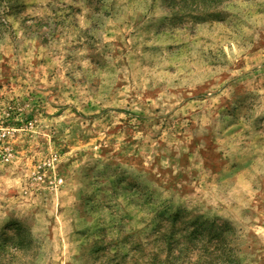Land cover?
I'll use <instances>...</instances> for the list:
<instances>
[{
    "label": "rangeland",
    "instance_id": "obj_1",
    "mask_svg": "<svg viewBox=\"0 0 264 264\" xmlns=\"http://www.w3.org/2000/svg\"><path fill=\"white\" fill-rule=\"evenodd\" d=\"M176 3L0 0V264H264V0Z\"/></svg>",
    "mask_w": 264,
    "mask_h": 264
},
{
    "label": "trees",
    "instance_id": "obj_2",
    "mask_svg": "<svg viewBox=\"0 0 264 264\" xmlns=\"http://www.w3.org/2000/svg\"><path fill=\"white\" fill-rule=\"evenodd\" d=\"M214 1H218V0H181V1L175 0V3L181 2L182 8H192V7H195L196 5L198 7V3H202V4H204V6L201 9H205L204 7H205V5H207L206 4L207 2H214ZM196 9H198V8H196ZM194 231H196V228H194ZM192 233L194 236L195 232H193V231L186 234V236L189 237L188 243H190V244L192 243L193 245H195V243L199 242V238H197V237L192 238V235H191ZM200 233H203V231H200ZM172 236H174V235H170L169 237H172ZM170 243H172V242H170ZM170 243H169V245H171ZM178 243H179V241L177 240V238H175V244H178ZM202 244H204V242ZM170 255H172V254H170ZM186 256L187 255L183 254V253H179V252L175 253V264H181V261H182L181 259L186 257ZM201 257H202L201 259H200V257L198 258V261H199L198 264H230V261H228V260H226L220 256H217L214 253H210V252L208 253L206 251ZM203 259H206V260H203ZM167 260H168V258H167ZM233 264H236V263H233Z\"/></svg>",
    "mask_w": 264,
    "mask_h": 264
}]
</instances>
